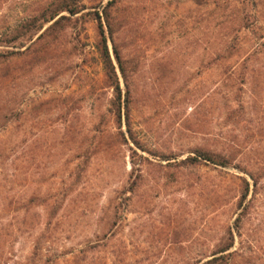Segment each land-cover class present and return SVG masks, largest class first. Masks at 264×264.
<instances>
[{"label": "rangeland", "instance_id": "rangeland-1", "mask_svg": "<svg viewBox=\"0 0 264 264\" xmlns=\"http://www.w3.org/2000/svg\"><path fill=\"white\" fill-rule=\"evenodd\" d=\"M52 1L0 0V36ZM108 1L4 48L0 264H203L231 242L228 264H264V0H114L132 137L86 13Z\"/></svg>", "mask_w": 264, "mask_h": 264}, {"label": "trees", "instance_id": "trees-1", "mask_svg": "<svg viewBox=\"0 0 264 264\" xmlns=\"http://www.w3.org/2000/svg\"><path fill=\"white\" fill-rule=\"evenodd\" d=\"M84 0H53L46 8L41 10V12L35 16L28 18L25 22H23L19 27H17L11 35L3 37L0 36V58H5L9 54L16 53L12 50H7L8 46L15 44L17 46L23 45V40H32L33 36L40 32L46 23H51L45 30L52 29L58 30L60 29L67 20H69L72 16H76L79 13H85L86 9ZM115 3L114 0H110L107 2L103 10H95L92 13L94 19L97 22L98 27V41L96 42V50L99 55L103 73L105 77V81L109 87L113 89L114 98L112 99V112L115 115V119L121 123L124 119L126 130L129 135L132 137L131 130V113H130V91L127 83V74L124 65V60L119 54L117 48L113 43L112 51L110 50L107 37L109 36L113 41V18H112V7ZM44 31L38 36V38L42 37ZM108 35V36H107ZM37 38V39H38ZM35 41V40H34ZM21 42V43H20ZM3 48V49H2ZM119 69V72L122 75V78L125 83V91H122L119 76L116 70ZM133 139V138H132ZM136 145L139 143L136 140H133ZM166 159L167 156H164ZM184 162H188L190 164L196 163H212L216 165L227 166L229 164V160L219 154H214L204 150H195L193 156H188ZM244 187L242 190L241 198L239 199V206H242L244 209L246 208V204H244L248 192H249V184L246 180H244ZM229 238L231 239V229L228 230ZM232 242L213 251L210 255V258L207 259L203 264H228L229 263V255L228 249L231 247Z\"/></svg>", "mask_w": 264, "mask_h": 264}]
</instances>
